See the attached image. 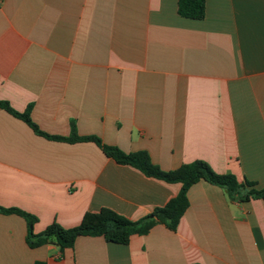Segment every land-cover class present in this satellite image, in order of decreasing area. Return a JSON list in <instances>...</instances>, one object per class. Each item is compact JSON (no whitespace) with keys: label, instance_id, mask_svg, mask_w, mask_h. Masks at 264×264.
Masks as SVG:
<instances>
[{"label":"crops","instance_id":"0c3cea01","mask_svg":"<svg viewBox=\"0 0 264 264\" xmlns=\"http://www.w3.org/2000/svg\"><path fill=\"white\" fill-rule=\"evenodd\" d=\"M0 0V100L45 133L145 151L164 171L197 160L264 188V0ZM116 163L93 142L37 135L0 108V206L77 227L103 208L140 221L181 191ZM176 231L128 245L79 237L31 248L24 218L0 213V264H264V201L201 181Z\"/></svg>","mask_w":264,"mask_h":264},{"label":"trees","instance_id":"16d2710c","mask_svg":"<svg viewBox=\"0 0 264 264\" xmlns=\"http://www.w3.org/2000/svg\"><path fill=\"white\" fill-rule=\"evenodd\" d=\"M207 0H179L178 13L181 17L192 20H203L206 17ZM0 108L12 116L26 122L33 131L46 139L67 142H93L105 155L121 165L131 166L145 176L164 181L169 184H181L179 194L171 199L164 207L156 208L151 214L140 221H131L116 211L103 208L99 212H88L84 215L81 223L74 228L66 229L57 222L49 225L44 232L36 234L35 225L37 217L16 208H3L1 214H15L25 219L28 228L27 242L31 248H39L55 241L61 250L73 248L79 237H103L107 242L128 245L134 235L144 236L157 224H164L171 231H176L179 223L189 208L188 192L195 184L206 181L212 185L223 188L232 201L249 202L251 200L264 201V188L258 189L256 183L248 180L240 181L236 175L219 174L205 161L197 160L184 164L178 169L164 171L153 164L149 154L145 151L125 153L120 148L109 146L96 136L81 137L73 126L69 137L51 136L43 132L32 120L30 108L20 113L8 102L0 100ZM35 264H45L36 262Z\"/></svg>","mask_w":264,"mask_h":264}]
</instances>
